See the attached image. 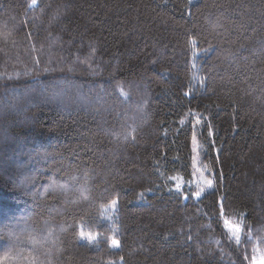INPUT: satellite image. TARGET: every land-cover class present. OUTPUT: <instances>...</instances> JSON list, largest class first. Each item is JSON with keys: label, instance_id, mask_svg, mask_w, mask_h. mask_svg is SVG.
<instances>
[{"label": "trees", "instance_id": "16d2710c", "mask_svg": "<svg viewBox=\"0 0 264 264\" xmlns=\"http://www.w3.org/2000/svg\"><path fill=\"white\" fill-rule=\"evenodd\" d=\"M255 261L264 0H0V264Z\"/></svg>", "mask_w": 264, "mask_h": 264}, {"label": "rangeland", "instance_id": "374dc122", "mask_svg": "<svg viewBox=\"0 0 264 264\" xmlns=\"http://www.w3.org/2000/svg\"><path fill=\"white\" fill-rule=\"evenodd\" d=\"M191 1L193 2L195 0H191ZM191 146H192V154H193L192 175L189 179H187V181L183 180L182 178H176V176L174 180L176 181V188L183 189V186L185 185L187 186V188L191 189V196L194 199H199L212 188V179L209 175V171L202 164L200 160V148L195 136H193L191 139ZM208 181H211L210 185L208 184ZM197 192L200 193L199 196L196 195ZM112 245L114 247H118V241L116 244H113V240H112ZM254 264H264V261H255Z\"/></svg>", "mask_w": 264, "mask_h": 264}, {"label": "snow or ice", "instance_id": "6c2138e0", "mask_svg": "<svg viewBox=\"0 0 264 264\" xmlns=\"http://www.w3.org/2000/svg\"><path fill=\"white\" fill-rule=\"evenodd\" d=\"M33 3H35V0H33ZM208 184L210 185L211 181H208ZM196 195L199 196L200 193L197 192ZM239 232H240V228H239V226H237L236 230H235V233H234V235L236 236L237 241H239ZM81 235L83 236V233H81ZM89 238L91 239V237H89ZM116 243H117V241L113 240V244H116Z\"/></svg>", "mask_w": 264, "mask_h": 264}]
</instances>
